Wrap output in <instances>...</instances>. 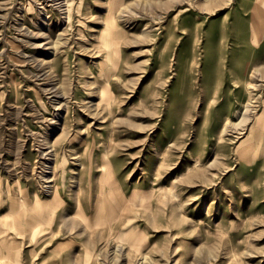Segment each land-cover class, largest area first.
Segmentation results:
<instances>
[{
  "label": "rangeland",
  "instance_id": "1",
  "mask_svg": "<svg viewBox=\"0 0 264 264\" xmlns=\"http://www.w3.org/2000/svg\"><path fill=\"white\" fill-rule=\"evenodd\" d=\"M229 1L0 0V123L113 138L126 224L92 264H264V0L253 33Z\"/></svg>",
  "mask_w": 264,
  "mask_h": 264
},
{
  "label": "crops",
  "instance_id": "2",
  "mask_svg": "<svg viewBox=\"0 0 264 264\" xmlns=\"http://www.w3.org/2000/svg\"><path fill=\"white\" fill-rule=\"evenodd\" d=\"M258 1L238 0L233 8L244 33L254 32L249 7ZM192 26L201 28L194 21ZM87 126L67 120L0 123V264H92L93 237L109 225L123 233V204L113 197L110 181L120 176L117 159L108 152L113 138L101 127L91 137ZM47 141L53 149L51 181L44 182Z\"/></svg>",
  "mask_w": 264,
  "mask_h": 264
},
{
  "label": "bare ground",
  "instance_id": "3",
  "mask_svg": "<svg viewBox=\"0 0 264 264\" xmlns=\"http://www.w3.org/2000/svg\"><path fill=\"white\" fill-rule=\"evenodd\" d=\"M58 5H60V4L58 3ZM262 43H263V42H262ZM262 43H261V44H262ZM251 85H252V84H251ZM254 87H255V86H254ZM255 88H256V87H255ZM253 89H254V88H253ZM248 90H249V89H248ZM249 103H250V101H249ZM247 108H248V107H247ZM246 110H247V109H246ZM249 111H250V109H248V112H249ZM246 112H247V111H246ZM246 114H247V113H246ZM244 117H245V116H244ZM246 117H248V116H246ZM245 120H247V119H245ZM245 120H244V121H245ZM240 123H241V122H240ZM46 152H47V151H46ZM46 152H45V153H46ZM45 153H44V154H45ZM43 177H45V180H46L45 182H49V181H51V179H48V177H47L46 175L43 176Z\"/></svg>",
  "mask_w": 264,
  "mask_h": 264
}]
</instances>
